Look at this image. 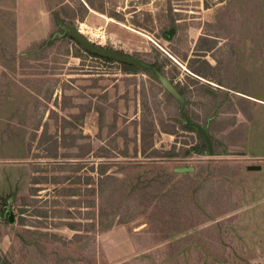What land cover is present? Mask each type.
Returning a JSON list of instances; mask_svg holds the SVG:
<instances>
[{
	"label": "rangeland",
	"instance_id": "374dc122",
	"mask_svg": "<svg viewBox=\"0 0 264 264\" xmlns=\"http://www.w3.org/2000/svg\"><path fill=\"white\" fill-rule=\"evenodd\" d=\"M42 1L0 0V264H264V24L255 0H95L104 12L75 20L90 41L145 64L166 56L167 77L191 90L184 104L152 70L126 73L69 38L60 4L83 0H44L45 37L32 38ZM170 18L180 26L167 41ZM184 115L225 153L192 152L204 140L183 129ZM54 140L70 145L57 151ZM142 145L159 156L142 157ZM108 159L115 178L92 206ZM99 213L101 225L77 230ZM113 214L136 217L102 230ZM75 232L88 238L71 241Z\"/></svg>",
	"mask_w": 264,
	"mask_h": 264
},
{
	"label": "trees",
	"instance_id": "16d2710c",
	"mask_svg": "<svg viewBox=\"0 0 264 264\" xmlns=\"http://www.w3.org/2000/svg\"><path fill=\"white\" fill-rule=\"evenodd\" d=\"M255 2H256V6H257V12H256L255 21H257L259 19L264 24V0H255ZM60 7H62L63 9H67L68 10V12H66L65 15H66V18L68 19L67 23L69 25H73L75 20L82 21L83 18L88 13L89 9L104 12V10H103L101 5L98 6V5L95 4V0H83V2L77 3L75 7L74 6H70V5H66V4L65 5L64 4H60ZM206 7H208V3H206ZM240 7H241V4H239V13L242 14ZM259 20H258V22H259ZM244 23L245 22H244L243 17H242L240 24H242V26H243ZM179 26H180V24H178L174 18H170L169 21L161 27L160 37L162 39H164V40H167V41L172 40V38L178 32ZM258 29L259 28H255V31H257ZM241 30L243 31V28ZM69 38L73 39L70 35H69ZM50 40H51V37L49 36V37L43 39L42 41H40L39 44L46 45V44H48L50 42ZM214 46L215 45L212 44L209 47V49H213ZM79 47L86 54H88L91 57L99 58V59H101L103 61H107V62H116L113 59H110V58H107V57H103V56H100V55H97V54H94V53H90V52L84 50L80 45H79ZM35 51L36 50L29 49V50L25 51L24 54L28 55V54L34 53ZM237 54H238V52L236 51V56H237ZM73 56L79 57L80 53L79 52H75L73 54ZM238 56H239V54H238ZM166 61H169L166 56H164V58L161 59L160 61L151 60V62H149L148 64L147 63L145 64L146 65L145 69L152 70L154 72V74H156V76H157V73H160V74H163V75H165L167 77L165 69H164ZM117 63H119L121 65L122 70L124 72H126V73H137L140 69H142V68H139L137 66H134V65H131V64H127V63H124V62H117ZM192 72L195 73L198 76H201L203 78H206L208 80H211V81L215 82L218 86L220 85V87H227L229 89H232L231 87H229V84L225 83L221 79L213 78L210 75L203 74L199 70H196V69H193ZM168 79L170 80V78H168ZM196 82H199V81L197 80ZM200 85L207 86L209 88L211 87L210 83H207V82H205V83L202 82ZM174 86L178 90L180 95L183 97L184 103H186V97H187V95H189L191 93V90L188 88L189 85L185 84V83H181V82H176L174 84ZM218 89L222 90V88H218ZM241 92L244 93L243 91H241ZM224 93H225L224 94L225 95L224 98H226V95H228V91H226ZM240 99H243V98H240ZM224 100L225 99H223V101H222V99H221V102L217 103L218 107L221 108L222 104L224 103ZM228 100H229V98H228ZM226 102H227V100H226ZM229 102H231V101H228V106H230ZM215 107L217 109V106H215ZM97 111H98V114H99L98 122H99V125L101 126V123L103 121L104 112L100 111V110H97ZM203 128L206 130L205 127H203ZM183 129L188 130V131L196 130L193 126L187 124L186 122H185V126H184ZM42 135H45V131H42ZM63 135H67V134H63ZM49 137H52L53 139H57L58 138L54 134L53 135L49 134ZM262 142L264 143V137L258 141V143H260V144H262ZM54 143H55V146L57 148V151H58V149L60 147H67L68 145H70V144H61V143H60L61 145H59L56 140H54ZM71 145H73V144H71ZM211 148H212L213 154H222V153L224 154L225 153V151H217L216 152V151H214L213 147H211ZM192 149H193L192 152H194V153L208 154V149H207V146H206L205 142H203L202 144H196L195 146H193ZM140 152H141L142 157L149 158V160H151L150 158L159 156V155H156L155 153L153 154V152L152 153H147V150H146V148L143 145L141 147ZM261 152H262L261 156H264V150H262ZM55 155L56 154H52V156H55ZM175 156H176V154L173 151L167 152L165 155H162V157H175ZM105 161L106 162H101V163L98 164L99 166H98L97 171H96L98 176H97L95 187H93V192L95 191L97 199L95 201H93L92 206H96L98 204V200L102 197V192H103V184H102V182H105V181H109L110 182L113 178H115V175L113 173H107L108 167H109V165H107V164H110L109 163L110 160L108 159V160H105ZM180 175L188 176L189 175V171L180 173ZM87 177H90V176H87ZM35 213H36V215H39L38 213H40V212L36 210ZM124 215L125 214H116V215L113 214V216H112L113 218L110 219V221H109V223L107 225L102 227V230L109 229L110 226L113 225L114 223L115 224L127 223V222H129L130 220H132V219H134L136 217V214L132 215L131 217H127V218ZM100 217H101V213H99L96 216L91 218L92 219V223H91V227L89 229H77V230L84 231L85 233L91 232L97 226L101 225L102 222L104 221L103 214H102V220H101ZM144 223H145V228L140 230V232H146V231L149 230V222L146 220V221H144ZM72 229L76 230V228H72ZM174 231H176V230H174ZM45 234L47 235V232H45ZM48 235H51L53 237H57V235L54 234V233H51V234H48ZM82 238H88V235L75 232L72 235L71 241L72 240H74V241L75 240H80ZM39 264H42V263H39Z\"/></svg>",
	"mask_w": 264,
	"mask_h": 264
},
{
	"label": "water",
	"instance_id": "95a60500",
	"mask_svg": "<svg viewBox=\"0 0 264 264\" xmlns=\"http://www.w3.org/2000/svg\"><path fill=\"white\" fill-rule=\"evenodd\" d=\"M68 30L69 35L73 38V40L78 43L84 50L94 53L103 57H107L110 59L115 60L116 62H124L127 64H131L134 66H137L139 68L145 69L146 65L144 62L141 60L129 55L122 53L120 51L114 50V49H108L103 46L97 45L94 42L90 41L82 32L80 31L79 28L75 26H67L65 28ZM157 77L160 80L162 86L164 89L171 94L174 98H176L181 104H184V99L178 92V90L175 88L174 84L163 74L157 73ZM184 120L187 124L193 126L198 133L202 136L207 149H208V155H212L213 151L211 148V143L207 135V131L198 123L193 122L189 120L185 115L183 116ZM259 166H250L252 169H257ZM178 171L180 172H186L188 171L187 168H179ZM9 220L12 221V216H9Z\"/></svg>",
	"mask_w": 264,
	"mask_h": 264
},
{
	"label": "crops",
	"instance_id": "0c3cea01",
	"mask_svg": "<svg viewBox=\"0 0 264 264\" xmlns=\"http://www.w3.org/2000/svg\"><path fill=\"white\" fill-rule=\"evenodd\" d=\"M44 0L42 1L41 5H40V26H39V13H35L34 17H36V21L34 22V25H36L35 29L33 31H31V37L32 38H38V39H42L44 38ZM12 26H13V22H12ZM14 26H16V29H18L19 32V28H20V19L18 17V14L15 16V20H14ZM17 31V30H16ZM20 37L19 33H18V38ZM38 39L33 40V41H38ZM262 263H264V256L262 258H260Z\"/></svg>",
	"mask_w": 264,
	"mask_h": 264
},
{
	"label": "bare ground",
	"instance_id": "6f19581e",
	"mask_svg": "<svg viewBox=\"0 0 264 264\" xmlns=\"http://www.w3.org/2000/svg\"><path fill=\"white\" fill-rule=\"evenodd\" d=\"M81 30V29H80Z\"/></svg>",
	"mask_w": 264,
	"mask_h": 264
}]
</instances>
